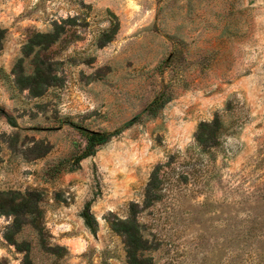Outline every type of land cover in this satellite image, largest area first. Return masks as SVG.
Returning <instances> with one entry per match:
<instances>
[{
    "label": "rangeland",
    "instance_id": "1",
    "mask_svg": "<svg viewBox=\"0 0 264 264\" xmlns=\"http://www.w3.org/2000/svg\"><path fill=\"white\" fill-rule=\"evenodd\" d=\"M0 29V192L38 211L0 212V264H264V0H0Z\"/></svg>",
    "mask_w": 264,
    "mask_h": 264
},
{
    "label": "trees",
    "instance_id": "2",
    "mask_svg": "<svg viewBox=\"0 0 264 264\" xmlns=\"http://www.w3.org/2000/svg\"><path fill=\"white\" fill-rule=\"evenodd\" d=\"M60 27L61 26L54 23V33L53 34L37 35L36 37L40 38V39H49L50 42H52L54 40L55 36H57L60 33L58 31V28H60ZM3 33H4V31L0 29V42L3 38ZM163 105H164V103L159 101V100L153 102L149 106V109L147 110V115H149L150 117H154L156 115V112L158 110H160L163 107ZM133 122L134 121H129V122L125 123L120 129H118V130H116L110 134L92 133L91 138H93L92 140L95 141L96 144L102 145V144L106 143L112 136L119 134L123 129L131 126L133 124ZM213 125H215V124H213ZM208 126H209V124H206V123H202L199 125V133L197 134V141H199V142L201 141L200 140L201 132L204 128H206ZM93 153H94V151L91 150L85 154H82L80 157H78L77 164L81 160L92 155ZM157 176H158V168H155V170L153 171V173L151 175V180L147 186V192H149L151 188H154V184L157 180ZM28 200H29L28 196H26V197L20 196L19 197V195L15 194V193L0 192V212L10 213L13 216L14 226H19V224H21V222H22L21 216L24 218L28 214L32 215L33 213L38 212L37 210L32 211L31 209H29ZM91 203H92V201L90 200L83 205V208H82L81 213H80V217L82 218L83 224L85 225V227L92 234H94L95 233L94 220H93L92 216L89 214V208H90ZM131 240H134V241L139 240L136 237L135 233L126 234V241H127V245H128L127 255L129 258L135 259L134 254L138 249H136L137 247H136L135 243H134V245H132L133 243L131 242ZM139 263H144V260H140Z\"/></svg>",
    "mask_w": 264,
    "mask_h": 264
}]
</instances>
